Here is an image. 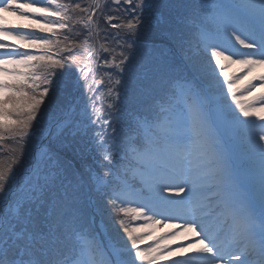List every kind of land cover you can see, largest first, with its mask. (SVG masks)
Returning a JSON list of instances; mask_svg holds the SVG:
<instances>
[{
	"label": "snow or ice",
	"instance_id": "1",
	"mask_svg": "<svg viewBox=\"0 0 264 264\" xmlns=\"http://www.w3.org/2000/svg\"><path fill=\"white\" fill-rule=\"evenodd\" d=\"M258 67L264 0H0V264H264Z\"/></svg>",
	"mask_w": 264,
	"mask_h": 264
},
{
	"label": "rangeland",
	"instance_id": "2",
	"mask_svg": "<svg viewBox=\"0 0 264 264\" xmlns=\"http://www.w3.org/2000/svg\"><path fill=\"white\" fill-rule=\"evenodd\" d=\"M21 2H23V0H21ZM6 23L8 25H16V24H25V23H28V21L18 20L16 17H13V16H7ZM9 42L10 43H17V41H9ZM230 69L235 70V66H233ZM261 74H264V68H259V67L255 68V69H253L250 76L245 77V80L252 79V77H258ZM253 83L257 84V87L251 93V96L258 97L262 92H264V87L259 86L261 84V82L259 80H253ZM253 119H256V118L253 117ZM257 122L260 123V121H258V120H257ZM181 195H183V194H181ZM157 219H160V218L157 217ZM134 223H144V221L140 220V221H136ZM181 224H182V221L176 219V220L167 221V222L162 223V224H156L153 227L146 229L145 232L151 233V236L153 238L152 240L147 241V243H152V242L154 243L156 241V239H158L161 236L166 237V239L164 241H161V243H166L167 240L171 238V234L173 232H179L180 231V225ZM171 225H176V227H172ZM186 235H189V234H186ZM180 243H187V240L184 238H181V237H177V240L174 243H172L171 246L175 248ZM158 264H170V261H166V260L162 259L158 262Z\"/></svg>",
	"mask_w": 264,
	"mask_h": 264
},
{
	"label": "trees",
	"instance_id": "3",
	"mask_svg": "<svg viewBox=\"0 0 264 264\" xmlns=\"http://www.w3.org/2000/svg\"><path fill=\"white\" fill-rule=\"evenodd\" d=\"M57 1L60 3L72 2V0H57ZM77 2L84 4V3H91L92 0H77ZM76 27L79 28L80 26L77 25ZM57 31L61 32V33L64 32V30H60V29H57ZM37 32H38V30H37ZM38 34L42 35L43 33L38 32ZM74 51H77V54H79L78 50H74ZM64 54L66 55L67 53H64ZM93 68L95 71L96 79L99 80L101 78H104L106 81L107 78L104 76L105 69L101 68L99 71H96V62L95 61L93 62ZM221 79H222V77H221ZM104 87L105 86H101L100 91L98 92V95L100 96V99H102V100L104 98L103 97ZM14 146H15V142L12 141L11 139L7 138V137L3 141H0V160H2L4 163L10 162L8 160V156L10 155L8 152V149L11 147H14Z\"/></svg>",
	"mask_w": 264,
	"mask_h": 264
},
{
	"label": "bare ground",
	"instance_id": "4",
	"mask_svg": "<svg viewBox=\"0 0 264 264\" xmlns=\"http://www.w3.org/2000/svg\"><path fill=\"white\" fill-rule=\"evenodd\" d=\"M188 236H190V234Z\"/></svg>",
	"mask_w": 264,
	"mask_h": 264
}]
</instances>
